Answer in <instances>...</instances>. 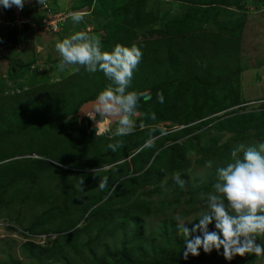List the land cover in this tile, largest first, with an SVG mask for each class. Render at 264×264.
<instances>
[{
    "label": "trees",
    "instance_id": "obj_1",
    "mask_svg": "<svg viewBox=\"0 0 264 264\" xmlns=\"http://www.w3.org/2000/svg\"><path fill=\"white\" fill-rule=\"evenodd\" d=\"M134 1L143 0L127 4L124 8L127 20L137 13L132 9ZM172 1L186 4L202 16L212 8L236 7L229 0ZM148 23L140 20V24L133 23L131 31L127 29L131 35L140 29L142 45L132 44L126 38L122 44L135 45L143 53L133 74L135 86L128 90L151 94V100L141 98L135 113L138 116L132 117L135 129L130 135L121 137L111 132L96 135V128L87 118L81 123L77 118H70L83 103L96 99L110 85L104 74L97 77L102 72L89 77L90 73L83 69L44 87L33 82V77L25 82L29 89L20 87L21 91L6 95L7 87L19 82L21 76L25 78L35 72L31 69L33 64L28 63L7 78L10 82L7 87L4 84L2 90L0 86V220L5 219L1 216L7 209L10 211L6 216L10 222L8 229L16 230L18 226L22 236H45L44 246L32 241L23 244V257L35 264H84L85 251L90 255L85 264H255L262 257L237 255L229 261L223 256V249L219 253L215 249L204 253L201 248L199 256L189 254L185 260L183 233L171 217L160 222L148 240L141 234L143 218L150 216L151 211L157 215L158 211L181 209L180 215L186 216L202 208L205 200L201 196L212 191L216 169L232 162V150L254 137L264 142V103L254 109L241 106L238 82L231 81L235 72L218 71L216 62L210 58L191 61L193 49L201 52L207 42L205 34L209 32L202 31L201 36H195L192 27L179 32L180 22L153 26L150 30L144 28L145 32L141 28ZM116 29L109 36L118 40L121 38ZM231 35L228 30L217 41L210 40L211 52H215L220 41L228 47L223 57L237 53L238 43L231 40ZM154 64L162 72H157ZM152 65L154 68L149 69ZM211 67L214 68L212 75L208 72ZM190 68L198 72L194 74ZM149 73L161 74V79L151 81ZM140 81L143 85L137 89ZM3 82L0 80V85ZM158 92L163 93L164 103L157 100ZM162 128L167 130V135L161 136ZM44 133L41 140L39 136ZM225 135L228 139L222 141ZM150 138L154 140L153 146L145 148ZM117 142L122 146L115 152L108 148L110 143ZM208 161L213 162L211 168L206 167ZM200 167L204 169L199 174L192 172ZM177 173L185 181L183 188L173 179ZM45 176L58 184L59 191L46 193L38 187ZM105 176L108 186L101 190L98 185ZM113 186L115 192H112ZM166 194L172 195L171 200ZM156 195L163 197L153 200ZM127 202L135 203L126 206ZM139 203L143 207L139 208ZM16 206L30 209L27 225H23L26 216L23 218L22 210ZM123 218L126 226L122 228V235L128 234L129 240L121 241L119 247L112 249L111 226ZM83 219L87 221L85 226L81 225ZM212 228L215 230L214 225ZM128 230H133L138 242L130 239ZM257 239L259 243L263 237ZM8 257L5 264H21Z\"/></svg>",
    "mask_w": 264,
    "mask_h": 264
},
{
    "label": "rangeland",
    "instance_id": "obj_2",
    "mask_svg": "<svg viewBox=\"0 0 264 264\" xmlns=\"http://www.w3.org/2000/svg\"><path fill=\"white\" fill-rule=\"evenodd\" d=\"M52 5L54 6L52 9L54 10V13L61 14V29L62 31L58 33L57 35H48L49 39L45 40L39 36L40 45L44 46L45 52L46 48H49L50 51H54L51 53V57L42 58L41 63L33 65L32 70L36 72L28 73V75L23 78L21 76L20 81L17 83H13L12 87H7L8 83L3 82L1 86V89L3 90L4 84L7 87V92L5 93L8 95V93L11 95L13 92L17 93L18 90L21 91L20 87H23L22 89H29V86L25 85V82L27 80H31L34 77L35 83H38L39 85H42L41 87H44L46 84H53L56 82H59L66 78L68 75L80 72V70H83L84 68L81 67L79 71H76L77 66L69 65L64 71H60L58 68L60 56L56 52L55 45L57 42L62 41L65 38L70 37L72 34L76 32H87L89 35H94L97 38H99L102 42V50L104 51H111L117 44H124V38L126 40L130 41L132 44L135 45H142L141 40L142 34L139 35L140 29L136 31L134 34L131 35V27L133 23L140 24V20L149 21L148 24L144 25L141 29H147L150 30L153 26H162L166 23H173V22H180V26L177 27L179 32L190 30H195V36L197 34L200 35L202 31H207L209 34H205L207 36L206 44H204L203 49H201V52H198L197 49H193V55L191 56V61L205 60L206 58L212 59V62H216L215 67H217L218 71L224 72L228 70H232L235 72L232 73L231 81L238 82V88L240 91V101L243 102L241 106H248L249 109L257 108L259 104L256 101H264L262 100L264 98V0H229L231 2L236 3L235 8H223V7H216L212 8L209 11L205 12V14L198 15L194 11L186 6V4H182L178 1H172V0H143L142 2H133V8L134 12L139 13L142 11L139 15L137 13L132 14L131 19L127 20L126 16L124 15L125 11L124 8L127 6V4L132 0H89V2L92 4L88 5L85 4L81 7L85 8H77L74 5H70L68 3L67 5H62L61 9L59 5L55 4L52 0ZM75 0H72V2ZM78 1V0H77ZM74 2V3H77ZM87 2V3H89ZM97 2H100L97 4ZM103 3L107 5L108 12L106 15H103L101 10L103 11ZM97 4V5H96ZM101 4V5H100ZM95 5V6H94ZM64 6L67 7H74L73 9H66ZM69 7V8H70ZM94 8V10H93ZM79 12L83 14V20L80 23H74L71 18V13ZM102 15H101V13ZM127 14L131 12H126ZM128 15V16H130ZM34 17V16H33ZM33 17L31 19H33ZM38 18L37 15L35 17ZM135 19V20H134ZM140 19V20H139ZM118 28L115 30L116 34L121 39H115V37L109 36V32L113 30L114 28ZM174 27V29H177ZM127 29L130 31L127 32ZM145 29L143 31H145ZM228 30L231 31V40L234 41V43H238V51L237 53H230L228 56L223 57L222 54L223 51L227 50L225 46L218 42L217 46H215V52H211V43L210 40L215 39L217 41L218 38L225 35V32ZM146 32V31H145ZM125 34V36L121 35ZM218 34L217 36H213L214 34ZM108 35V40H105V36ZM121 36V37H120ZM188 38L189 35H185ZM201 36V35H200ZM238 36V37H237ZM157 38V36H156ZM186 39V40H187ZM152 40V38L150 39ZM200 39L197 40L199 42ZM238 41V42H237ZM105 42V43H103ZM149 45V43H148ZM148 45H145L147 47ZM198 46V44H197ZM199 47V46H198ZM150 48V47H149ZM144 49V48H143ZM213 54V55H212ZM49 56V54H46ZM44 55V57L46 56ZM46 56V57H47ZM188 59V58H187ZM157 66V64H154ZM44 66V67H43ZM158 69H156L157 72H162L160 70V67L157 66ZM154 68L152 65L149 66V69ZM239 68V69H238ZM192 70V73L196 74L198 72L195 68H190ZM238 69V71H236ZM43 70V71H42ZM85 70V69H84ZM214 68L211 67L209 74H213ZM86 71V70H85ZM91 74L96 73H90L88 74L89 77ZM101 74H97V77L99 78ZM46 77L44 80L41 78ZM39 79H41V82H39ZM149 79L151 81L161 79V74L149 73ZM44 81V82H42ZM142 81V80H141ZM137 84V89L142 86V82ZM225 82V81H224ZM221 83V86L225 83ZM234 86V84H231ZM131 86H135V83H132ZM17 90V91H16ZM5 92V91H4ZM237 107L233 108L236 109ZM75 114V113H74ZM220 114V113H219ZM218 114V115H219ZM73 115V114H72ZM71 116V115H70ZM138 114H135L133 117L136 118ZM41 118V115L39 116ZM74 118V117H73ZM91 121L92 127L96 128V135H106L111 132L112 135L116 134V130L119 127L118 123H115L112 127L109 126V121L106 118L100 119L99 117H96V120L89 119ZM84 118V119H86ZM83 119V120H84ZM82 120V121H83ZM99 120V123L96 124V122ZM81 121V122H82ZM80 122V123H81ZM170 126V124H169ZM103 128L105 131L100 132V129ZM45 131V130H44ZM52 132L55 133V129L52 128ZM44 135L39 136L41 140H44ZM230 137V136H229ZM227 135H225V138L222 139V141H227ZM262 141L259 140L257 137H254L250 141H244L243 144H247L249 146H252L253 143L259 144ZM258 146V145H257ZM25 158H28L29 156H24ZM13 159H17L16 157ZM55 162V161H53ZM103 169H107L105 166ZM203 167L197 168L196 170H193L192 172L194 174H199V172L203 171ZM75 171V170H74ZM93 170H88L87 172H92ZM42 184L39 183L38 187L40 186L44 192L48 193H54V191H59L57 188V183H52L51 178H48L45 176L41 180ZM163 186V184H162ZM46 192V193H47ZM18 193V192H17ZM163 196L156 195L153 200H161ZM165 197L169 198L171 200L172 195L166 194ZM15 198V197H14ZM14 198H10L11 200H14ZM136 202V200H135ZM133 202V203H135ZM133 203L127 202L126 206L132 205ZM202 208L196 211H192L190 214L183 216L181 214V209H178L177 212L170 210L167 213H162L161 211H158L157 215H154L155 213L151 211V215L143 218V226L141 228V234L143 233L144 238L149 239V236H151L157 227H159L160 222L164 221L167 217H171L175 220V226L177 227L176 223V217L180 216L183 218L184 222L186 223H198V219L202 215L203 212L207 210L206 208V202H204ZM43 206V205H42ZM40 206V208H42ZM139 208L143 207L142 203L137 204ZM136 208L135 206H132ZM119 208V207H118ZM158 209V206L156 207ZM181 208H184L183 206ZM16 209L22 210V217L26 216L25 221L23 225H27L29 222L30 216V209L24 208V207H17ZM36 213L37 210H33ZM130 211H132L130 209ZM38 212V211H37ZM7 209L3 210L2 216L5 219L0 220V264H5L9 260V257L11 259H14L15 261L20 262L21 264H35L31 260H27L23 257L22 254V247L25 242H33L35 244L44 246L45 244V236H22L21 229L16 226V230H10L8 226H10V222L7 221V214H9ZM37 214V213H36ZM15 217V215H12ZM215 222V221H213ZM81 225L85 226L87 225V221L83 219L81 221ZM211 224L209 225V230L212 231ZM126 226V223L124 222V218L122 220L115 221L111 228L113 229L112 236L109 239V245L113 248L119 247L121 245V241H127L129 240L128 234H125V236L122 235V228ZM189 228H191L192 224H187ZM120 229L118 232L116 230ZM130 235V239H134L138 242V237L134 236L133 230H128ZM198 234V233H197ZM259 243H264V237L263 240L259 241ZM144 244V243H143ZM99 256H101V253L97 252ZM82 259L84 260V264L88 262L90 255L85 251L82 254ZM79 262V261H78ZM80 264H83L81 262ZM255 264H264V256L259 258L255 262Z\"/></svg>",
    "mask_w": 264,
    "mask_h": 264
},
{
    "label": "clouds",
    "instance_id": "obj_3",
    "mask_svg": "<svg viewBox=\"0 0 264 264\" xmlns=\"http://www.w3.org/2000/svg\"><path fill=\"white\" fill-rule=\"evenodd\" d=\"M25 2L26 0H0V5L5 9L15 6L23 10ZM36 3L47 7V0H36ZM71 18L74 23H80L84 17L82 13L75 12L71 13ZM55 49L60 56L58 64L60 71H64L69 65L77 66L76 71L83 67L89 73L102 72L111 82L95 100L87 104L88 108L82 109L84 114L92 120L99 116L100 119L107 118L111 123H118L117 136L132 134L135 129L132 117L139 107L141 98L145 101L151 100L150 93L128 90L131 87L134 70L142 60V50L135 45L127 47L117 44L110 52L104 51L101 40L87 32L72 34L57 42ZM157 100L164 103L162 92L157 93ZM155 118L153 114L152 119ZM98 123L99 120L96 124ZM103 131L105 129L101 128L100 132ZM160 134L163 136L168 132L162 128ZM153 143L154 140L150 138L144 147H152ZM121 146L120 142L110 143L108 148L115 152ZM231 157L232 162L216 169L212 191L206 196H201L206 202L207 210L197 220L198 223H186L180 216L175 218L177 228L184 237L185 260L189 254L199 256L201 248L204 253H211L213 249L219 253L223 249V256L229 261L237 255L264 256V243L257 242L258 237H264V142L258 146L240 144L232 150ZM212 166L213 162L208 161L206 167ZM173 179L184 187L185 181L181 179L179 173ZM107 186L108 177L105 176L101 178L98 187L104 190ZM115 191L116 188L113 186L112 192ZM213 221L215 230L210 231L209 225L213 224ZM187 224H192L191 228L186 226Z\"/></svg>",
    "mask_w": 264,
    "mask_h": 264
},
{
    "label": "crops",
    "instance_id": "obj_4",
    "mask_svg": "<svg viewBox=\"0 0 264 264\" xmlns=\"http://www.w3.org/2000/svg\"><path fill=\"white\" fill-rule=\"evenodd\" d=\"M47 1L52 7H54L50 0ZM52 1L55 4L59 5L61 9H63L62 5H67L68 3H70V5L77 4L74 5L77 8H80L85 4H92V1L90 3L89 0H75L73 2L72 0ZM76 1L77 3H74ZM98 3L100 2H97V4ZM36 5V0H26L25 6L23 8L24 15L30 19L34 16V19L37 15L35 11ZM69 7L66 8L64 6V8L66 9L74 8L72 6L70 8ZM81 8L84 9L85 6ZM108 9L110 8H107V5L103 3V11L101 10L103 15L107 14ZM10 18L11 15L9 14V12L5 8L0 7V80H5L6 83H10L7 78L12 74H15L19 70V67L21 65L23 66L28 63H32L33 65L39 64V62L41 63L42 58L48 59V57H51V53L54 52L50 51L49 48H46L45 52L44 46L40 45V40L38 39L39 35L30 31L27 27H24L23 29L12 27L9 24V21H11ZM46 54H49V56H47ZM44 55H46L47 57H44Z\"/></svg>",
    "mask_w": 264,
    "mask_h": 264
},
{
    "label": "built area",
    "instance_id": "obj_5",
    "mask_svg": "<svg viewBox=\"0 0 264 264\" xmlns=\"http://www.w3.org/2000/svg\"><path fill=\"white\" fill-rule=\"evenodd\" d=\"M1 8H4L0 5ZM37 19H30L24 15V10H19L15 6L10 9H6L11 18L10 25L17 29H23L27 27L30 31L37 34L39 31H43L47 35H57L62 31L61 14L54 13L53 7L47 1V7L37 4L36 6Z\"/></svg>",
    "mask_w": 264,
    "mask_h": 264
},
{
    "label": "water",
    "instance_id": "obj_6",
    "mask_svg": "<svg viewBox=\"0 0 264 264\" xmlns=\"http://www.w3.org/2000/svg\"><path fill=\"white\" fill-rule=\"evenodd\" d=\"M38 35H39L41 38L45 39V40H48V39H49V37L47 36V34L44 33V32H42V31H39V32H38ZM93 100H95V99H93ZM90 101H91V100L86 101L85 103H83V104L78 108L77 112H76L75 114L71 115L70 118H73V117H74V118H77L78 122L80 123L84 118L88 117L87 115L84 114V112L82 111V109H83L84 107H85V108H88L89 106H88L87 104H89ZM106 119H107V118H106ZM114 124H115V123H111V122H109V126H110V127H112ZM166 124L168 125V124H170V123L167 122Z\"/></svg>",
    "mask_w": 264,
    "mask_h": 264
}]
</instances>
